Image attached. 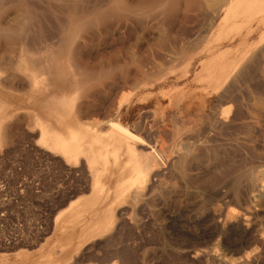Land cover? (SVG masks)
<instances>
[{
	"label": "rangeland",
	"instance_id": "374dc122",
	"mask_svg": "<svg viewBox=\"0 0 264 264\" xmlns=\"http://www.w3.org/2000/svg\"><path fill=\"white\" fill-rule=\"evenodd\" d=\"M219 1L0 0V26L12 30L0 34V181L16 198L10 208L38 215L30 177L23 197L15 188V166L30 173L35 152L67 164L38 143L36 113L62 115L73 133L87 126L103 138L113 120L140 136L134 148L151 164L145 185L114 199L120 152L102 178L101 202L88 199L82 215L56 222L69 200L90 190L81 158L82 186L56 202L43 233L11 239L17 227L0 218V264H264V0ZM32 46L42 50L37 65L26 60ZM128 57L132 70L142 66L133 84L107 66ZM36 78L49 83L43 93L74 99L38 108ZM44 120L51 129L61 122ZM64 217L77 222L63 230ZM108 219L107 229L86 230L90 220Z\"/></svg>",
	"mask_w": 264,
	"mask_h": 264
},
{
	"label": "bare ground",
	"instance_id": "6f19581e",
	"mask_svg": "<svg viewBox=\"0 0 264 264\" xmlns=\"http://www.w3.org/2000/svg\"><path fill=\"white\" fill-rule=\"evenodd\" d=\"M219 2H221V0ZM225 2H226V0H225ZM225 2L223 0V3L224 4H225ZM223 3L221 2V4H223ZM221 4H219V5H221ZM221 6H220V8H221ZM214 9L217 10V8L214 7L212 9L213 11L212 10L211 11L212 12H214V11L216 12V10H214ZM240 9H241V6H240ZM95 10H98V9H95ZM218 11L216 12L217 13L216 16L214 15L215 17H218L220 15V11L219 12ZM231 11H232V9L230 10L229 7H228V11L221 18L222 19V21H221L222 23H225L226 24L228 22L230 16L233 15V13ZM212 12H210L209 14H211ZM213 14H215V13H212L211 18L213 17ZM204 15H206V14H204ZM92 16H94V14H92ZM92 16H90V18ZM204 17L207 18V16H204ZM81 23H82V21H81ZM208 23L210 24V22H208ZM24 24H26V23L24 22ZM81 26H82V24H81ZM21 29H22V27H21ZM24 30H25V28H24ZM9 31H12V30L9 29L8 27L6 28V25H5V28L2 27V26H0V34H2V32L6 33V32H9ZM24 32H22V33H24ZM27 33H29V32H27ZM25 34H26V32H25ZM25 36L28 37L29 35L27 34ZM32 37H33V35H32ZM25 50H26L25 53H26V60H27V62L29 61V62H31V64L32 63L33 64L36 63L35 65H37L38 64L37 63V59H38L37 56H38V54H40V52H42V50H40L39 48L33 47V46L31 48L27 47V49H25ZM71 50H72V48H71ZM78 50H80V49H78ZM15 54H16V52H15ZM70 58H71L70 59V64L72 66H75L76 63L79 62V60H77L78 62L75 61L77 57L75 58V60H74V57H70ZM84 58H85V56H84ZM171 58H172V56H171ZM133 59H134V57L133 58H131V57L123 58V59L119 60L121 63H117V64H114V65L108 61L107 62V66L109 67L108 70H111L113 72H117V76L120 75L119 76V79H117V80H120L122 78V81H123L124 84L132 83L133 81H134L133 83H135V82H137L138 75L141 73L142 66L138 65V63L136 62L137 67L135 66V69L132 70L131 66L135 65V61ZM93 60H91V61H93ZM105 60H107V59L105 58ZM91 61H90V63H91ZM95 61H98V60H95ZM99 62H101V61H99ZM93 64H95V63L93 62ZM149 64H150V66H148L147 64H145L144 66H146L148 72H151V70L154 68V65H153V63H149ZM79 65H80V63H79ZM91 66H92L91 68H95L96 67V64L95 65H92V63H91ZM81 70H83V69H81ZM89 70H90V68H89ZM147 70H146V72H147ZM91 74H93V73H91ZM241 74L242 73H240V75ZM12 75H14V74H12ZM96 75H98V74H96ZM14 76H16V75H14ZM105 76H106V74H105ZM98 77H100V76H98ZM37 78H38V76H37ZM37 78L34 79V83L35 84L33 86L31 85V89H33V92H32L33 93V100H34V102H35V104H36V106L38 108H46V106H50V105H52V106L59 105L60 106V104L66 103L67 100H69V99L70 100H73L74 99L72 94L67 96V95H65V93L60 92V91H55V90L54 91H51V92L43 93L44 91L42 92V90H41L42 87L41 86H46L49 83L48 84H45V82L39 83L38 80H37ZM88 78L89 77H87V79ZM67 79H68V77H67ZM72 80H73V78H72ZM122 81H120V82H122ZM50 84H54V82H51ZM115 84H116V82H115ZM54 86L56 87L57 85L54 84ZM73 94L75 95V93H73ZM75 96H76V98H79L80 97V95L79 96L78 95H75ZM73 103H75V102H73ZM80 106H81V104L80 105L75 104L74 109L75 108L76 109L77 108H88L87 106H84V107H80ZM90 106H91V104H90ZM40 115L41 114L36 113V115L34 116V122L39 127L38 143L42 147H44L45 149H47L48 151L53 152L54 155L55 154L60 155L64 159L65 163H67V165L68 164L71 165V161H77L79 157H84L85 160H86V165H87V167H88V169L90 170V173H91L90 193L88 195H86V196L78 197V199L75 201V203L72 202L71 205H70V209L67 212V214L72 215V216H74L76 214L77 215H82L83 211L81 213V207L84 204L87 203L88 199H89V201L90 200H93V203H94L95 200L96 201L102 200V197L104 195H106V194L103 195V193L106 191V189H105L104 182L102 181V178L105 176V173L108 174V172L110 171V169L115 166V161H117V158L120 155V152H122V151L124 153L125 159L118 166L119 172H117V173L119 175V180H118L117 184H115L116 185L115 190L113 189L114 190V194H113L114 195V199H119V197H123V195L126 194L125 192L127 190H129V189L131 190L132 187H134V188L135 187H138L139 188V187L143 186V184L146 182V180H147V172L145 171V167L146 168L147 167H150L151 164L149 163V160L142 159V157L136 152V150L134 148V142H142L143 143L144 141H141L140 136H138L135 133L131 132L125 126H122L121 124H119V123H117V122H115L113 120H108V124L110 125L111 128L108 131L107 136L105 138H103L102 135H99V134L96 133L98 131L91 130L87 126H80L79 128H77L78 130H75V128H74V133H73V131H72L73 129H71V127H66L65 125H63L64 123H62L61 119H64V117L62 115L59 116V117L58 116H55V115H51V114H48V115H43L42 114V117ZM47 117L52 118L53 121L55 122V124H59V122L60 121L61 122H60V124L58 126L54 125L53 126L54 129H51V128L48 127L49 125L45 123V120L44 119L47 118ZM158 157H160V155ZM149 164H150V166H149ZM107 183H109V182H107ZM106 193H107V195H109L108 192H106ZM110 208H111V206H110ZM95 210H96V207H95ZM98 211L99 210L97 209L96 212H98ZM108 211H109V213L111 212V210H108ZM237 219H240V218H237ZM254 219H255V217H254ZM225 220H226V218H225ZM249 221H250V219H246L244 217L241 220V222H243L244 224L247 223V225H248ZM76 222H77V218L75 217L73 223H76ZM108 224H109V219L108 220H90L85 225V227L87 228L86 230H88V231L91 229L90 231H94L95 233H99V231H102V230L107 229L110 226ZM254 229L256 230V228H254ZM90 231H89V233H90Z\"/></svg>",
	"mask_w": 264,
	"mask_h": 264
},
{
	"label": "built area",
	"instance_id": "2783aa9c",
	"mask_svg": "<svg viewBox=\"0 0 264 264\" xmlns=\"http://www.w3.org/2000/svg\"><path fill=\"white\" fill-rule=\"evenodd\" d=\"M32 159L30 173L25 172L20 166L14 167V171L21 175L15 188L20 197H23L26 192V186L23 183L27 181L28 176L30 177V188L35 195L37 205L36 218L30 219V213L24 211L22 207L21 210L10 208V204L17 202L16 198L8 196L7 183L0 181V190L3 193L1 198L6 201V206L0 207V218H3L9 227H17L15 233L9 236L11 239H28L43 233L53 217L52 210L56 202L70 196L82 186L80 172L75 166L55 164L48 155L38 152L32 154Z\"/></svg>",
	"mask_w": 264,
	"mask_h": 264
},
{
	"label": "crops",
	"instance_id": "0c3cea01",
	"mask_svg": "<svg viewBox=\"0 0 264 264\" xmlns=\"http://www.w3.org/2000/svg\"><path fill=\"white\" fill-rule=\"evenodd\" d=\"M55 156H58V157L62 158V157H61L60 155H58V154H55ZM81 158H83L84 161H85V163H86V160H85L84 157H79L77 161H71V165L76 166V165L79 163V161H80ZM62 160H64V159L62 158ZM64 162H65V161H64ZM86 166H87V165H86ZM89 189H90V187H89ZM89 193H90V190H89L87 193H85V194L77 195V196H75L74 198H72L71 200H69V201L67 202V204H66V205H65V206L59 211V213L57 214V216H56V222H58V221L61 219L62 216H65V214L69 211V209H70V205H71L72 202L75 203V201L78 199V197L86 196V195H88ZM66 218H67V217H64V219L62 220V221L64 222V224H65V225L63 226V230H65L66 228H68V225H69L70 223L74 224L72 221L67 220ZM63 222H62V223H63Z\"/></svg>",
	"mask_w": 264,
	"mask_h": 264
}]
</instances>
